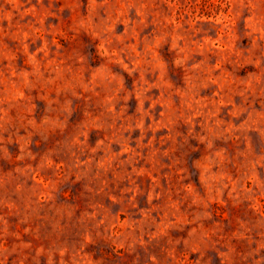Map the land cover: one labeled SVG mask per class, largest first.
<instances>
[{
    "label": "rangeland",
    "instance_id": "rangeland-1",
    "mask_svg": "<svg viewBox=\"0 0 264 264\" xmlns=\"http://www.w3.org/2000/svg\"><path fill=\"white\" fill-rule=\"evenodd\" d=\"M0 264H264V0H0Z\"/></svg>",
    "mask_w": 264,
    "mask_h": 264
}]
</instances>
